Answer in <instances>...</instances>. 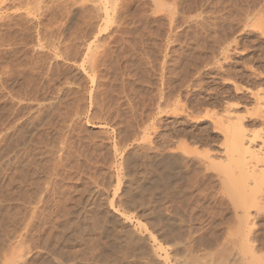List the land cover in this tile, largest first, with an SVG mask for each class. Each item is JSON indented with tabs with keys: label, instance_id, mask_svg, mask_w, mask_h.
<instances>
[{
	"label": "rangeland",
	"instance_id": "1",
	"mask_svg": "<svg viewBox=\"0 0 264 264\" xmlns=\"http://www.w3.org/2000/svg\"><path fill=\"white\" fill-rule=\"evenodd\" d=\"M105 1L0 0V264H225L223 122L264 152V0Z\"/></svg>",
	"mask_w": 264,
	"mask_h": 264
},
{
	"label": "bare ground",
	"instance_id": "2",
	"mask_svg": "<svg viewBox=\"0 0 264 264\" xmlns=\"http://www.w3.org/2000/svg\"><path fill=\"white\" fill-rule=\"evenodd\" d=\"M108 2H109L108 0L104 2L105 11H106V15H107V18L106 17L105 18L107 19V22L108 21L110 22V21H113V20H111L112 19V15H111V12H112L111 8L112 7L111 8L109 7ZM103 29L106 30V28L102 27L101 30H103ZM87 37H89V36H87ZM89 38H91V37H89ZM92 42H94V40H92L89 43V50L90 49L92 50V46H91ZM94 50L96 51L97 47ZM89 54L90 53L88 52V55H87L88 66H85V62H86V59H85L86 57H85L82 61V67L85 70V72L92 78V82H95L96 78L97 79L99 78V75L102 71L101 70L102 68H100V67H101V65H104V64H101V61H100V59H98V57H94V56H96V55H94V53L90 54V55ZM93 118H95V117H93ZM223 123H227L225 125V129H227V130L229 129L228 131L232 130V132H231L232 134L230 135L231 138H230V142H229L230 149L228 148L226 151L231 150V152L235 153L233 155V157H235V160L238 162L239 167H240V173L238 172V175L240 176V177L238 176L239 177L238 183H239V186L241 187V190H243V194L241 193L242 191L239 192L242 195H240V197L238 198L237 201L234 199L232 200V196H234V194H233L232 189L229 187V183H230L229 180L230 179L228 176H227L228 177L227 179L225 178L226 176L225 177L222 176V178H221V175H220V178L223 179L224 187L226 189L225 192L227 194V198H229L232 201L231 204H232V208H233L235 218H236L235 225L232 226V230H230L231 232L227 233V234L231 235V237L230 238L228 237V238L230 239L235 250L234 249H232L233 251L231 250L232 251L231 253L233 256L231 255V253L228 254V255L232 256V258L230 259L228 256L225 259V261H226L225 264H264V241L260 240L259 238H256V233H257L258 227L256 228V226H255L256 224L254 222L258 213H260V211L262 209H264V168L259 169L260 167L258 168L257 167L258 165L256 164L259 162H264V152H262L260 147L259 148L254 147L252 144V140L246 138V132H245L244 127L242 126V123L233 122L232 127L230 125L231 124L230 122H223ZM10 146H11V144H10ZM231 157H232V155H231ZM167 161H168L167 166H168V168L171 169L172 168L171 159L169 158ZM238 170L239 169L235 170V172ZM231 171H234V170H231ZM169 178L171 179L170 175H169ZM168 181H169V179H168ZM168 181H167V185L169 186V184H171V183ZM168 188H166V189H168ZM239 188H238V191H239ZM166 193H167V190H166ZM220 195H222V194H220ZM235 195H237V194L235 193ZM227 198L224 197L223 199H220V197H217V196L215 197L214 207L216 208V210H219V208L223 207V205L226 204ZM215 216L216 217L214 220V224L217 227V226H220L219 225L220 219L218 218L219 214L215 213ZM222 224H223V222H222ZM225 225H227V224H225ZM229 229H231V228H228V230ZM227 232H229V231H227ZM258 233H259V231H258ZM216 236L218 237L219 234ZM217 240H218V238H217ZM217 240L213 239L212 241H209L207 244V245H209L208 247H210V246L213 247ZM227 242H229V241H227ZM176 254H178V253H176ZM170 255L171 254H169L167 252V254L165 256L166 264H173L172 263L173 260L176 261V264H183V262L180 260V258L174 256L175 258L173 259V258H171L172 256L170 257ZM80 261H82V260H80ZM81 263H83V262H81Z\"/></svg>",
	"mask_w": 264,
	"mask_h": 264
}]
</instances>
